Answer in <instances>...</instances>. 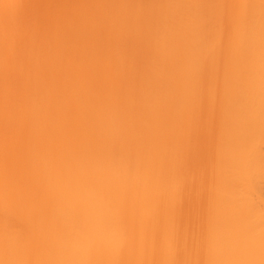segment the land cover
<instances>
[{"label":"rangeland","instance_id":"obj_1","mask_svg":"<svg viewBox=\"0 0 264 264\" xmlns=\"http://www.w3.org/2000/svg\"><path fill=\"white\" fill-rule=\"evenodd\" d=\"M65 1L0 4V39L9 33L10 63L20 67L10 69L0 52V127L11 143L0 150V181L13 185L0 189V264H64L77 234L83 264L264 263V203L260 225L238 216L242 245L220 217L222 183L247 168L232 153L244 142L233 117L251 96L234 37L240 12L233 6L241 0H217V8L214 0H73L88 22L80 34L71 24L77 16L70 23L65 14L71 31L58 17L74 10ZM21 29L31 30L30 38ZM39 30L45 46L37 42ZM45 31L75 34L64 65L56 61L67 36L53 44ZM117 46L124 56L114 70L109 53ZM42 50L59 65L38 77L33 101L28 75L34 52ZM67 77L73 82L64 88ZM11 97L26 106L19 98L11 104Z\"/></svg>","mask_w":264,"mask_h":264},{"label":"bare ground","instance_id":"obj_2","mask_svg":"<svg viewBox=\"0 0 264 264\" xmlns=\"http://www.w3.org/2000/svg\"><path fill=\"white\" fill-rule=\"evenodd\" d=\"M4 1H5L4 4L3 3H0L1 5L3 4L2 5L3 7H4L5 4L7 6L6 0H4ZM69 1L71 2V0H69ZM211 1H213V0H211ZM214 1L217 2V3H215ZM214 1H213L214 2L213 3L214 7H216V6L219 7V2L221 0H218L219 2L217 0H214ZM252 1L254 2L253 5L256 4L255 6H250L249 7V5L251 3H253V2H251L249 0H241V2H240L241 3L240 4V8L238 7L240 10H237L238 8H235L237 6H233L234 7V10H236L235 12H237V11L240 12V15H239L240 18L237 17L240 20H238V19L234 20V21H236V23L239 21L238 25L240 26V28H239V26L236 23H235L236 25L233 24L234 26L237 27V29H235V27H233L235 29L234 37L235 36L237 37V35H238V41H236V43L238 44L237 49L239 51H242V52H240V53H242L241 58L244 59V60L240 59L241 60L240 63H242L241 64V67H243V68L246 67L245 70H247L246 73H248V74L241 75V78L243 79L242 76H245V75H247V77L249 78L248 75H251V77L249 78V80H245V84L243 86L244 87L243 89H245V91H246V89L249 90L248 92L251 93V96L249 97V95H248L249 99L247 101L243 100V103H241V107L240 108L242 110L240 108L239 109L243 112L242 113V116L241 115H238L239 113H241L240 110L238 109L239 111H237L236 117L235 116L233 117V119L234 118L235 119L234 120L232 119L233 121H235L233 123L236 124L235 126H236V128L238 130L237 133L239 135L240 134L242 135V136L240 135V140L241 141L242 140L244 141V142H242V145L238 146L239 148L237 147V149L232 150V151H234L232 153H234L235 155H237L236 157L239 156L240 157V160L242 161V164L243 165L245 164L247 166V168L245 169L244 172L243 171L242 172H239V173L238 172H232L231 173L232 175L231 176L228 175L229 178H227L226 181H225V179H224L225 177H224L222 179V181H225V183L224 182L222 183L223 184V187H224V188L223 187L222 188L224 190L223 189L220 190L221 193H223L222 196H221V198L223 199L222 201H223V204L225 205V208H223L224 210H222V212H221L223 214H220L221 215L220 217L226 223L228 232L232 234V238H235L236 239L237 245H242V241H243L242 235H239V234H236L235 233L236 232L235 231L236 230V227L238 226V223H237L238 222V216L239 215L240 216L241 215L243 216V214H245V221H244L245 222L244 223L245 225L251 224L252 221H256V223H258V225H260V223L262 221L260 212H261L262 204L264 203V199L262 198V196H263L262 193L263 192L261 191L260 192L261 194H259V190H257V188H258L259 185L262 186V188H264L263 187L264 186V0H256L257 2L255 0H252ZM0 2H3V1H0ZM7 2H8V0H7ZM72 2H74V1L72 0ZM78 2L79 1L77 0V3ZM231 2H234L232 4L236 5V3H235L236 1L235 0H233ZM231 2H229V3H231ZM62 3H64V2H62ZM66 4L67 3H65V5ZM69 4L70 3H68V7L69 8L72 7L74 10H77L76 12H78V13H74V10H72V9L63 10V8H61L63 10V11H61V14L63 15V13H64V15L63 16L61 14L60 15L62 17H64V19H66V20L65 21H62L63 18L61 16H59V15H58V17L61 18V22H63V23L66 22L65 25L68 24L70 27H71V24H73V22H74L73 27L75 29H74V32L73 33H76L77 31H79L77 33L80 34V32H82L83 28L86 27L85 24L87 22V19H85L86 18L85 17V13H81V16L84 14L83 15L84 16V19H83V17L81 19L80 17H78L80 15V10L75 5L76 3L75 2L74 3H71V4H74L76 7L74 5L73 6H70ZM193 5H194L195 9H197V7H198L197 5L198 4L195 3ZM46 6H48V5H46ZM3 7H2V9H3ZM63 7L65 8V6H63ZM69 10H70V13L71 14L68 13ZM249 10L252 11V13H253L252 16H251V18H250V15L251 14L248 13ZM2 11H4V10H2ZM52 12H54V11H52ZM65 12H67V13H65ZM81 12H82V10H81ZM83 12H85V10ZM3 13H6V15H7V12H3ZM45 14H44V16L48 15V14H46V15ZM65 14L66 15H70L69 18L67 16L69 22L71 21L69 19H72L73 20L76 16H77V19L78 20L77 19L76 20L74 19V21H72V23L70 22L71 24H69L68 21H67V18L65 17L66 16ZM72 14H74L73 15V17L75 16L74 18L71 17ZM76 14H78V15H76ZM236 14H239V13H236ZM52 15L53 14H51V16ZM247 15H248L249 20L247 19ZM19 17H21V16H19ZM11 20H13V19L11 18ZM54 20H56V19H54ZM58 20H60V19H58ZM14 21L16 22V20H14ZM14 21H13V23L15 24ZM43 21L44 20H42V22ZM75 21H76V23H75ZM234 21H233V23H234ZM7 22H9L8 19H7ZM34 22H37V21H34ZM41 23L39 25H41ZM17 24L19 26V22ZM32 24H34V23H32ZM43 24H45L43 26H46V22H43ZM7 25H8V23H7ZM15 26H16V24H15ZM23 26L25 27L26 25L23 24ZM23 26H21V27L23 28ZM34 26H35V24H34ZM60 26L62 27L64 25H60ZM60 26H58V27L61 28ZM31 27L33 28V25ZM47 27H48V25H47ZM64 27H62V28H64ZM19 28L20 27H18V29ZM28 28H29V26H28ZM43 28H46V27H43ZM43 28L40 27L41 30ZM57 28H56V30H57ZM67 28H69V27H67ZM12 29L14 30V33L16 31H19L20 30V29L18 30V29H14V28H12ZM23 29H25V28H23ZM23 29H21V30L23 31ZM34 29L37 30L36 27ZM234 29H232V31ZM31 30L28 31V29H27V32H29L27 34L24 33V31H23L22 32V34L24 33L23 34V37H25V35H27L29 37H27V36L26 37L27 38H30V34H31L30 32H31ZM44 30L45 29H43L42 31H44ZM46 30H47V28H46ZM51 30L54 31V29H51ZM66 30H69V29H65V31ZM71 30H73L72 27H71V29L69 31H71ZM237 30H238V32H237ZM48 31H49V28H48ZM65 31H64V33H65ZM178 31L179 30L177 29L176 32H178ZM45 32H47V31H45ZM50 32H52V31H50ZM58 32H60V31H58ZM67 32L68 31H66V33ZM176 32L174 34H177ZM12 33L13 32H10V34H12ZM40 33H42V32L40 31ZM64 33H62L64 36H62L61 33H59L57 35V32L55 33L56 35H53V32H52V34L51 33L50 34L48 33V34L55 36V39L54 40L50 37V40L52 39L53 40L52 43L54 44L55 42H58L59 41V40L57 41V38H59V36H60V40L62 41L63 37H66L68 35V34H64ZM37 34H39V33H37ZM42 34H44L43 38L41 37L42 39L41 38L39 39V35L37 36L38 37L37 38V42L41 41V43L39 42L40 43V46H42V45L45 46V44H43V43L45 41H47V38L45 39L46 33H42ZM71 34H69V36H67L66 38H64L65 40H63L64 41V45L63 46H64V50H65L66 53L65 54H62L61 55V59L58 58V60L56 61L60 65H64L67 62V60L69 61V57L70 56L68 54L70 52H74V50H75V44H76V39L74 40L75 34H74V36H72ZM18 35H21V34H18ZM49 35H48V38H49ZM5 36H6V38H4L3 40L0 39L3 42L5 41V39H7L6 40V43H5V46H1V47H3V49L0 50L1 55H2L1 56V60H2L3 63H4V61H6L7 63L9 61V63H10V60L13 59V58L10 59V57H13L11 55V52H12L13 48H11L10 45H9V43H8V42L11 43V40L9 41V33L8 32H5V35L2 36V37H5ZM14 36H16V35H14ZM33 36H34V34H33ZM20 37L22 38V35ZM15 38H17V37H15ZM29 40L31 41V40H33V38L32 39H29ZM43 40H45V41H43ZM235 40H237V39H235ZM18 41L19 42L21 41L20 43L23 42L22 40H19V39H18ZM30 41H28L29 43L26 41L28 44H26V46H24V47H27V49H29L28 47L30 46L29 45L31 43ZM24 43L25 42H23V45H24ZM47 43H48V41H47ZM17 45H18V47H20L19 44H17ZM23 45L21 46V48H24ZM14 46H16V45H14ZM18 47H17V49H18ZM122 49H123V47L117 46V47H115L111 51V53H109V55H110L109 56L110 65H112V67H113L114 70L119 67L117 65L118 62L119 63H122V57L124 56L123 53H122ZM14 52H17V51H14ZM20 52H21V49H20ZM22 52H24V51H22ZM243 52H244V55H245V53H248L249 52L248 54H246V55H249V58L244 57ZM14 54L16 56L18 53H14ZM34 54H35V56H32V59H31L32 60L31 61V63H32L31 71L29 72V75H28L29 78H30V83L32 85V92H33L32 96H30V97H31V100H33V101H35V99L38 98V92L36 91V87H34L36 85V80L38 79V77L41 75L42 72L46 71L52 65L53 66L54 65H59L56 62H54L53 60L47 59L48 57L45 56L44 50H42L40 52H37V53L34 52ZM19 57L22 58L23 57L22 54ZM246 59H249V62L245 66ZM54 60H56V59H54ZM21 61L19 62L20 64H22ZM11 64L12 63H10V65ZM2 65L3 64H1V66ZM4 66H6V63L3 65V67ZM12 66L13 65L9 66L10 69L12 68ZM13 67H15V66H13ZM17 68L19 69L20 67H17ZM17 68H16V70H18ZM1 69H3V68H1ZM16 70H14V71H16ZM19 70H18V72H19ZM241 70H240V73H245L243 71L244 69L242 71ZM13 74H15V73H13ZM69 77H67V80L64 81V83H65L64 88H66L68 85H70L73 82L72 79L69 78ZM243 81H244V79H243ZM9 84L11 85V83H9ZM0 93L2 94V95L1 94L0 95L3 97L4 93H2L1 91H0ZM1 96H0V99L2 101V97ZM248 97L246 95V98L245 99H247ZM18 98L16 100V97H13V98L11 97V100L12 99L16 100V101L13 100L12 102H11V100L9 98L8 99L11 102V104H13V102H16V104H17V101H19ZM33 98H35V99H33ZM4 100H3V102H4ZM5 101L6 102H4V103H6V105L3 104V103H2V105H5L8 108L9 105H11V104H8V102H7L8 100H5ZM19 102L21 103L19 105H25L26 106V104L24 103V100H21ZM245 102H247V103H245ZM209 106H210V104H207L206 105V107H209ZM3 109L5 110L6 108H1V110H3ZM2 112H4V111H2ZM26 112H27V110H26ZM6 113H5V115H6ZM27 116L28 115L26 114L24 117H27ZM238 128H240L241 130L238 129ZM1 129H3V130H1ZM0 130L3 132V133L0 132V150H2V151H8V150H6V148L9 146L8 145V142H9V144H11L10 143V140H9L10 138L8 139V137H7L9 134L6 133L7 136L4 135L5 134L4 128H1L0 127ZM228 141H229L228 145H230L231 139L228 140ZM117 162H118L119 166H123L125 164V162H126V156L120 155L119 158L117 159ZM70 174H72V172H70ZM53 182H54L53 176L51 175L49 177V179H48V183L49 184H53ZM0 186H1L0 189L3 190L4 192L8 188H11V190H13V185L11 183L7 182V181H4V182L0 181ZM262 188L260 187L259 189L262 190ZM91 189H94V188L91 187ZM255 189L257 191L256 192L257 193L256 196H255V194H256L255 193ZM253 191H254V193H253ZM240 216H239V219L242 217V216L241 217ZM257 230H259V228ZM78 233H84V229H81V231H79ZM69 239L70 240L68 241V244H67L68 246L66 248L67 259H66V262L64 264H83L82 260L80 259L81 244H80V240H79V234H77L76 237L75 236H72ZM261 241L262 240H260V242ZM211 245L212 246L210 247V249H211L210 251H211V253H213L214 250H215V248H216L215 247V242H212ZM259 253H260V251H259ZM262 255H263V253H262ZM245 263L246 262L244 261L243 264H245ZM219 264H232V263L229 260H227V261H223V262H221ZM258 264H264V263H259L258 262Z\"/></svg>","mask_w":264,"mask_h":264}]
</instances>
